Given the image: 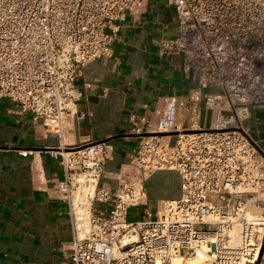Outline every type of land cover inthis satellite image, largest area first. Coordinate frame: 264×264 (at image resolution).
<instances>
[{
    "label": "built area",
    "instance_id": "1",
    "mask_svg": "<svg viewBox=\"0 0 264 264\" xmlns=\"http://www.w3.org/2000/svg\"><path fill=\"white\" fill-rule=\"evenodd\" d=\"M149 0H0V99L17 120L60 133L83 94L86 67L110 59L120 24ZM177 15L161 56H180L197 83L154 118L130 117L140 141L118 188L101 185L115 149L57 151L72 264H258L264 247V152L245 127L264 108V0H168ZM211 90V92H206ZM219 91V92H216ZM186 111L187 120L182 119ZM27 157V152H22ZM179 174L181 197L149 208L146 182ZM42 177L35 167L34 181ZM142 208L138 220H129Z\"/></svg>",
    "mask_w": 264,
    "mask_h": 264
},
{
    "label": "crops",
    "instance_id": "2",
    "mask_svg": "<svg viewBox=\"0 0 264 264\" xmlns=\"http://www.w3.org/2000/svg\"><path fill=\"white\" fill-rule=\"evenodd\" d=\"M176 32L177 15L168 0H149L139 16L120 24L113 56L86 67L78 82L83 98L59 134L31 116H9L13 105L0 99V264H72L67 258L72 243L68 207L53 189V181L63 179L56 153L87 142H110L115 154L101 185L118 188L120 170L140 141L130 117L154 118L166 98L183 102L199 89L182 57L160 55V41L173 39ZM182 119L187 120L186 111ZM245 127L264 152V108L251 109ZM36 166L42 173L38 181L33 179ZM146 190L150 209L177 200L179 174L155 172Z\"/></svg>",
    "mask_w": 264,
    "mask_h": 264
},
{
    "label": "rangeland",
    "instance_id": "3",
    "mask_svg": "<svg viewBox=\"0 0 264 264\" xmlns=\"http://www.w3.org/2000/svg\"><path fill=\"white\" fill-rule=\"evenodd\" d=\"M206 92H211V90H207ZM216 92H219V91H216ZM142 211H143L142 208L131 210L129 213V220L131 221L138 220Z\"/></svg>",
    "mask_w": 264,
    "mask_h": 264
},
{
    "label": "water",
    "instance_id": "4",
    "mask_svg": "<svg viewBox=\"0 0 264 264\" xmlns=\"http://www.w3.org/2000/svg\"><path fill=\"white\" fill-rule=\"evenodd\" d=\"M263 253H264V247H263V250H262V253H261V257H260V259H259V263H258V264H260V262H261V259H262V256H263Z\"/></svg>",
    "mask_w": 264,
    "mask_h": 264
}]
</instances>
